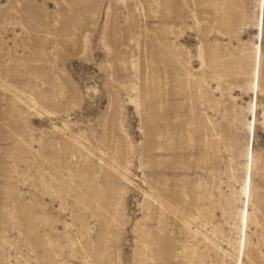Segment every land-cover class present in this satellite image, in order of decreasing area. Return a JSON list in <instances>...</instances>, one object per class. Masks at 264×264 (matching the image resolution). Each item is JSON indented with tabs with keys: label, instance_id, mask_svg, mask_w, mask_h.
Masks as SVG:
<instances>
[{
	"label": "rangeland",
	"instance_id": "obj_1",
	"mask_svg": "<svg viewBox=\"0 0 264 264\" xmlns=\"http://www.w3.org/2000/svg\"><path fill=\"white\" fill-rule=\"evenodd\" d=\"M0 264H264V0H0Z\"/></svg>",
	"mask_w": 264,
	"mask_h": 264
},
{
	"label": "bare ground",
	"instance_id": "obj_2",
	"mask_svg": "<svg viewBox=\"0 0 264 264\" xmlns=\"http://www.w3.org/2000/svg\"><path fill=\"white\" fill-rule=\"evenodd\" d=\"M260 22H262V18H260ZM263 30L261 31V37H262V35H263ZM250 180H251V175L249 176V179H248V182L250 183Z\"/></svg>",
	"mask_w": 264,
	"mask_h": 264
}]
</instances>
